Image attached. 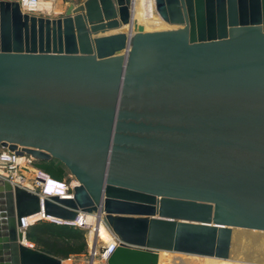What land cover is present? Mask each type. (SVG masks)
Returning a JSON list of instances; mask_svg holds the SVG:
<instances>
[{"label":"water","instance_id":"1","mask_svg":"<svg viewBox=\"0 0 264 264\" xmlns=\"http://www.w3.org/2000/svg\"><path fill=\"white\" fill-rule=\"evenodd\" d=\"M155 6L169 28L145 30L132 0L57 17L0 0V146L77 181L45 198L0 179V264H63L21 242L42 201L102 218L119 239L103 264L229 258L236 229L264 232V0Z\"/></svg>","mask_w":264,"mask_h":264},{"label":"built area","instance_id":"2","mask_svg":"<svg viewBox=\"0 0 264 264\" xmlns=\"http://www.w3.org/2000/svg\"><path fill=\"white\" fill-rule=\"evenodd\" d=\"M24 12L42 14L43 7L41 6L42 0H18ZM133 1V9L135 12L136 2ZM153 4V1L150 0ZM37 160L31 154H17L8 148L0 150V179L9 182L12 186H19L31 191L37 192L43 197V190L47 186V179L55 178L49 172L36 167ZM73 177V176H72ZM67 185V182L64 181ZM77 184L76 179L73 177L71 181V189L67 186L65 197H73V188ZM101 217L96 213H82L79 214L75 221H62L48 216L44 212V205L42 201V211L32 216L23 217L22 225L19 230L23 233L22 243L30 248H35V243L28 237V231L31 225L36 222L47 220L57 224H66L77 228H91L90 232L94 235V246L92 257L108 258L114 252L118 245V237L111 236L109 241H101L102 238L96 230V223L101 221ZM105 246V251L100 252V247Z\"/></svg>","mask_w":264,"mask_h":264},{"label":"crops","instance_id":"3","mask_svg":"<svg viewBox=\"0 0 264 264\" xmlns=\"http://www.w3.org/2000/svg\"><path fill=\"white\" fill-rule=\"evenodd\" d=\"M68 5L65 6L64 10L60 9L61 7H59V15L60 13H64L66 11ZM48 16L52 17L51 14H49ZM52 176L61 180L60 176L58 175L57 176L52 175ZM262 236L263 235L261 231L236 229L234 232L233 245H232L231 255L229 258H218L215 256L205 255V254L174 252V251L169 252L163 250H151V252L156 253L158 255V259H159L158 264H206L207 259L229 261L234 264H264V258L262 257L264 238H262ZM242 242H245L246 247L248 248L247 251L248 253L243 254V257L241 256V254H235L236 248H238L239 251V249L243 247ZM57 257L62 259L63 264H88L92 256L89 257L88 260L86 258H81L80 261L75 260L76 258L74 257V254H71L67 257H61V256H57ZM99 259H101L102 261L99 264H103L105 259L101 257H99Z\"/></svg>","mask_w":264,"mask_h":264},{"label":"rangeland","instance_id":"4","mask_svg":"<svg viewBox=\"0 0 264 264\" xmlns=\"http://www.w3.org/2000/svg\"><path fill=\"white\" fill-rule=\"evenodd\" d=\"M44 1L50 2L52 5L50 8L49 7H43L42 14L47 15V16L49 14H51L52 17H54V16L56 17L57 15H59V7H61L60 9L64 10L65 6L70 4V3L79 4V3L83 2L84 0H44ZM62 14L63 13H60V15H62ZM135 15H137L136 11H135ZM159 18L160 19L158 21H156L153 25H151V27L154 26V28H151L149 25H147V26H145V30H157V29H163L165 27H168L167 24L162 20V18L160 16H159ZM2 148L3 147L0 146V150ZM36 167L49 172L51 175L60 176L61 180L63 182L66 181L67 186L70 187V189H71V181L73 180V177H72L71 173L67 170V168L65 166H63L62 163L55 161V160L50 161V162H39V161H37ZM74 228L77 229L76 227H74ZM90 230H91V228L83 229L85 239H81V240L73 242L74 245L77 247V249H79V252L74 254L76 261H80L81 258H86L88 260L89 257H91V255H92L93 246H94V235L92 234V232H90ZM262 235H263L262 238H264V232H262ZM101 241H105V240L102 239ZM242 243H243V247L240 248L239 251H238V248H236L235 254H241V256L243 257V254L248 253L247 252L248 248L246 247L245 242H242ZM35 248L40 249L38 247H35ZM262 257L264 258V246L262 248ZM94 262H95V264H99L102 261H101V259H99L98 256H96L94 259Z\"/></svg>","mask_w":264,"mask_h":264},{"label":"trees","instance_id":"5","mask_svg":"<svg viewBox=\"0 0 264 264\" xmlns=\"http://www.w3.org/2000/svg\"><path fill=\"white\" fill-rule=\"evenodd\" d=\"M28 237L40 250L61 257L78 253L79 249L73 242L85 239L82 228L75 229L70 225L57 224L47 220L31 225Z\"/></svg>","mask_w":264,"mask_h":264},{"label":"bare ground","instance_id":"6","mask_svg":"<svg viewBox=\"0 0 264 264\" xmlns=\"http://www.w3.org/2000/svg\"><path fill=\"white\" fill-rule=\"evenodd\" d=\"M152 1H153V4L150 0H137L136 2L135 11L137 12V15L139 17V22L142 23L144 27L147 25L151 27V25H153L156 21L160 19L158 16L159 14L156 11L155 0H152ZM51 5L52 4L50 2H47V1L45 2L44 0L41 1L42 7L50 8ZM167 26L168 27H165V28L170 27L169 25ZM151 28H154V26H152ZM122 30H127V26H124ZM96 230L101 236V238L104 239L105 241H109L111 239L112 233L105 226L102 219L101 221L96 223ZM206 264H234V263L229 262V261H223V260L207 259Z\"/></svg>","mask_w":264,"mask_h":264},{"label":"clouds","instance_id":"7","mask_svg":"<svg viewBox=\"0 0 264 264\" xmlns=\"http://www.w3.org/2000/svg\"><path fill=\"white\" fill-rule=\"evenodd\" d=\"M47 186L43 190V197L51 198V197H65V193L67 190V185L65 182L58 178H50L47 179Z\"/></svg>","mask_w":264,"mask_h":264}]
</instances>
